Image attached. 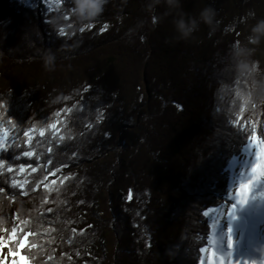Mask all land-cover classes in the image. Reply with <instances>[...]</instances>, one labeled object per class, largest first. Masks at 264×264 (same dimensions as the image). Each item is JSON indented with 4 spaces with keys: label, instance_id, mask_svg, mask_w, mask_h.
I'll list each match as a JSON object with an SVG mask.
<instances>
[{
    "label": "trees",
    "instance_id": "obj_1",
    "mask_svg": "<svg viewBox=\"0 0 264 264\" xmlns=\"http://www.w3.org/2000/svg\"><path fill=\"white\" fill-rule=\"evenodd\" d=\"M260 20L264 0H107L92 21L73 0H0V158L21 157L0 176V236L33 233L30 264H198L247 145L232 122L264 136Z\"/></svg>",
    "mask_w": 264,
    "mask_h": 264
},
{
    "label": "snow or ice",
    "instance_id": "obj_2",
    "mask_svg": "<svg viewBox=\"0 0 264 264\" xmlns=\"http://www.w3.org/2000/svg\"><path fill=\"white\" fill-rule=\"evenodd\" d=\"M45 3L48 2V0H44ZM94 25L90 24L87 27H82L79 29L81 33H84L88 30H90ZM108 28L107 25H104V27L101 29V32L106 31ZM65 31L63 29L60 30V36H65ZM90 91V88L85 89V92ZM0 107H3L0 105ZM68 113H71L73 111L72 108H68L66 110ZM56 115L59 117L61 115L60 112H57ZM106 116L102 115L100 117L99 122H102L103 119H105ZM9 123H12V121H9ZM58 124H52L51 128L54 132H58ZM233 126L243 132L246 136L247 144L249 147L255 149V162L251 163L250 169H248L247 175L245 173L240 174L238 187L236 188L235 195L233 196L231 193H229V198L231 200H234L235 202L230 205V207L227 210L226 216L229 218V220H235L236 219V211L237 207H244L246 204H248L250 201L253 200H264V136H261L258 134V132L255 129L248 130V125L246 122H241V120H235L232 122ZM88 128H93L94 126L89 124L87 126ZM25 137H30V133L25 131L24 133ZM41 137L44 136V132L41 131L40 133ZM104 136H107V131L103 134ZM60 140H63L64 137L60 136ZM52 149H49V152H51ZM0 153H11V147L8 145L7 141L0 136ZM24 157L31 158L33 156L32 152L25 151L23 153ZM20 156H12V160L9 161L5 158H0V176H3L5 174V169L7 173H13L16 171V166L13 164V160H20ZM48 164H52V160H48ZM67 167L68 165H64ZM31 168L32 172L37 171L36 167H33L32 165H25L21 163L19 165V171L23 173L25 171V168ZM47 171V169H46ZM60 169L57 168L52 173V175H55L56 173H59ZM246 176V178H245ZM67 179V178H65ZM55 183V181H53ZM12 188H21V191H23V187L20 184H17L16 181H13L11 184ZM260 188V191H256L257 188ZM5 188L3 186H0V193H4ZM133 199L132 195H129L128 201L131 202ZM216 211L215 209H208L203 213L205 217H209L210 213ZM219 222V220L213 219V223L211 227L215 230L216 224ZM3 231H7L4 229ZM75 231V230H74ZM231 227L229 226L227 230V249H222L219 246L218 240L213 239V235L208 236V244L205 246H202L198 249L199 252V260L198 264H264V258L260 259H235L233 257L232 253V247H233V239L231 235ZM33 235V233L28 232L24 229V227H12L11 232L8 233L7 236H0V264H30V258L23 254L25 248H38V245L31 244L29 241V237ZM13 245H16V247H13ZM7 248V254L5 255L4 249ZM10 258V259H9Z\"/></svg>",
    "mask_w": 264,
    "mask_h": 264
},
{
    "label": "rangeland",
    "instance_id": "obj_3",
    "mask_svg": "<svg viewBox=\"0 0 264 264\" xmlns=\"http://www.w3.org/2000/svg\"><path fill=\"white\" fill-rule=\"evenodd\" d=\"M50 2L54 0H48ZM264 36V35H263ZM262 50L264 51V38H263V47ZM5 139V135H0ZM255 149L248 146V144L243 148L241 154L238 157L233 158L228 163V172H229V179L227 185V192L221 198V205L217 206L215 209L216 211L210 213L208 221L210 226L213 223V219L219 220L216 224V229L214 230L211 227V235H213L214 240H218L219 246L222 249H227V230L229 226L231 227V235L233 239V247L232 249L235 250V247L238 246L239 240L243 237L242 242L240 243L243 250L240 254L242 259L249 258L250 255V242L251 237L247 236L248 234L253 235L254 231L258 229L262 234L264 233V200H253L246 204L244 207H237V211L235 213L236 219L229 220L226 216L227 210L234 200L229 198V193L233 196L235 195L236 188L238 187L240 174L243 172L247 175L248 169L251 167V163L255 162ZM246 178V176H245ZM261 189L258 187L256 191H260ZM259 223V226H258ZM261 226V228H260ZM245 232V233H244ZM240 233L242 237H240ZM244 235V236H243ZM239 236V237H238ZM239 239V240H238ZM8 249H4L5 255L7 254ZM248 254H247V253ZM233 253V257L236 258L235 252ZM243 254V255H242ZM10 259V258H9Z\"/></svg>",
    "mask_w": 264,
    "mask_h": 264
},
{
    "label": "clouds",
    "instance_id": "obj_4",
    "mask_svg": "<svg viewBox=\"0 0 264 264\" xmlns=\"http://www.w3.org/2000/svg\"><path fill=\"white\" fill-rule=\"evenodd\" d=\"M168 4H172L174 0H166ZM75 11L77 16L81 20L92 21L104 11L105 4L107 0H73ZM214 18V11L212 9H205L202 13L203 22L206 24H211ZM196 22L192 21L191 23H185L183 20L177 23V30L180 32L181 36L186 38L192 31L195 30ZM254 33L264 34V20H260L252 28ZM250 42L258 43L257 37H249ZM44 62V67L46 70H53L55 65L56 56L51 51H48L42 57Z\"/></svg>",
    "mask_w": 264,
    "mask_h": 264
},
{
    "label": "bare ground",
    "instance_id": "obj_5",
    "mask_svg": "<svg viewBox=\"0 0 264 264\" xmlns=\"http://www.w3.org/2000/svg\"><path fill=\"white\" fill-rule=\"evenodd\" d=\"M258 226H259V223H258ZM260 228H261V226H260ZM238 234H240V233H238ZM247 236L251 237V242H250L251 249H250V255H249L248 259L251 260V259L264 258V233L262 234L258 229H256L254 231L253 235L247 233ZM240 237H242L241 234H240ZM242 240H243V237L239 240V244H238L237 247H235V250L232 249V252H235L237 259H242V257H243V256L242 257L240 256V254H241V252L243 250L242 248H244L240 244L242 242Z\"/></svg>",
    "mask_w": 264,
    "mask_h": 264
}]
</instances>
